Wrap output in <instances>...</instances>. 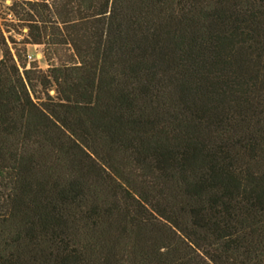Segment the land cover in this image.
<instances>
[{
  "label": "trees",
  "instance_id": "obj_1",
  "mask_svg": "<svg viewBox=\"0 0 264 264\" xmlns=\"http://www.w3.org/2000/svg\"><path fill=\"white\" fill-rule=\"evenodd\" d=\"M12 6L0 264H264V0Z\"/></svg>",
  "mask_w": 264,
  "mask_h": 264
},
{
  "label": "rangeland",
  "instance_id": "obj_2",
  "mask_svg": "<svg viewBox=\"0 0 264 264\" xmlns=\"http://www.w3.org/2000/svg\"><path fill=\"white\" fill-rule=\"evenodd\" d=\"M16 1L17 0H0V32L5 37L12 36L16 42H18L17 47L22 48L24 46L22 42L28 38V25L24 21L18 20L17 15L13 12L12 5ZM25 48L27 60L28 56H31L32 61H37L41 68L46 69L48 67V63L44 55L45 48L43 45L27 43Z\"/></svg>",
  "mask_w": 264,
  "mask_h": 264
},
{
  "label": "built area",
  "instance_id": "obj_3",
  "mask_svg": "<svg viewBox=\"0 0 264 264\" xmlns=\"http://www.w3.org/2000/svg\"><path fill=\"white\" fill-rule=\"evenodd\" d=\"M28 60H29V61H31V60H32L31 56H28Z\"/></svg>",
  "mask_w": 264,
  "mask_h": 264
}]
</instances>
